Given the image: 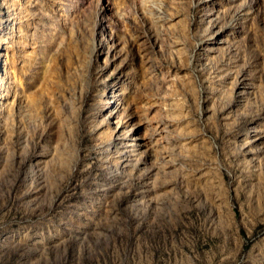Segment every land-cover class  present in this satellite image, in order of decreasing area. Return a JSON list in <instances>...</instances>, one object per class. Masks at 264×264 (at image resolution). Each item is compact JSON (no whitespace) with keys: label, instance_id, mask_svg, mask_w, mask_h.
Returning a JSON list of instances; mask_svg holds the SVG:
<instances>
[{"label":"rangeland","instance_id":"rangeland-1","mask_svg":"<svg viewBox=\"0 0 264 264\" xmlns=\"http://www.w3.org/2000/svg\"><path fill=\"white\" fill-rule=\"evenodd\" d=\"M0 264H264V0H0Z\"/></svg>","mask_w":264,"mask_h":264}]
</instances>
